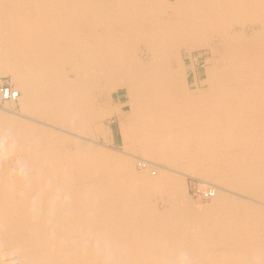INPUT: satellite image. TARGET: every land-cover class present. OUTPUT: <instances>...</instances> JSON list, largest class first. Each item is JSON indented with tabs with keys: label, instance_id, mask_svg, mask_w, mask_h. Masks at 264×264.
<instances>
[{
	"label": "bare ground",
	"instance_id": "1",
	"mask_svg": "<svg viewBox=\"0 0 264 264\" xmlns=\"http://www.w3.org/2000/svg\"><path fill=\"white\" fill-rule=\"evenodd\" d=\"M3 74L4 103L78 135L116 112L96 90L131 108L114 147L3 107L0 264H264V0H0ZM190 174L211 204L187 201Z\"/></svg>",
	"mask_w": 264,
	"mask_h": 264
},
{
	"label": "rangeland",
	"instance_id": "2",
	"mask_svg": "<svg viewBox=\"0 0 264 264\" xmlns=\"http://www.w3.org/2000/svg\"><path fill=\"white\" fill-rule=\"evenodd\" d=\"M187 59V65H188V70H189V78L191 80V83L193 82L194 78V74H193V69L191 68V64H192V61L190 60L189 57H186ZM205 58H206V54L204 55H199L198 57V61H196L195 63V69L197 70V73L199 74V76L201 78H205L206 77V66H207V63L205 62ZM191 62V63H190ZM189 63V64H188ZM205 66V67H204ZM199 67V68H198ZM1 76H7L8 78L11 79V77L9 75H1ZM14 81V80H13ZM97 97L99 96V99H98V102L101 103V105H106V104H109L111 106H114L115 107V110L116 112L114 111L113 113H111V115H107L106 117H104L102 120H99L98 122L102 125V132L100 133H97L96 134H84V133H80V135H78L79 133V130L78 129H74V128H71L70 131L71 132H74V133H71V132H67L65 131L63 128H65V126L60 122L61 119L59 120V122L55 119V114L56 112L54 111H51L52 114L50 115H46V113L44 112H39L38 111H32V112H26V111H22L20 110L21 108V103L20 101H18L17 103H4L2 105H0V111H6V110H3L5 108H3L4 106L6 107H10L11 109L13 110H16V111H19V112H22L25 117H22L20 114H17L18 116H21L23 118V121H26L27 120L28 122H30V124H34V125H38L40 127L41 125V129L37 126H35V132L36 134H41L43 132H46V129H49V133H53L52 135H55L56 137L59 136V133H60V136L63 135L64 133L67 134V135H71V139L73 141H69V143L71 145H78L79 143H83V142H89V143H95L97 144V142L95 141V139H98L99 141L101 142H105V138H108L110 140H114L115 142L111 143V146H114V147H119L121 142H122V130L120 129L121 126H120V111H129L130 108H131V105L129 103V97L127 96V89L122 87L118 90H116L115 88H111L110 91H106V90H96L94 92ZM108 93V94H107ZM107 94V95H106ZM106 97V98H104ZM111 99V100H110ZM112 102V103H111ZM18 104V105H17ZM10 105V106H9ZM14 105V106H12ZM16 106V107H15ZM122 109V110H121ZM53 110V109H51ZM34 114V115H33ZM27 115V117H26ZM32 115V116H31ZM57 116V115H56ZM29 117V118H28ZM32 117V118H31ZM109 117V118H108ZM119 117V118H118ZM36 119V120H35ZM106 121H105V120ZM119 119V120H118ZM26 121V122H27ZM40 121V122H39ZM52 121V122H51ZM35 122V123H33ZM43 122V123H42ZM45 122V123H44ZM107 124V125H106ZM45 125V126H44ZM110 125V126H109ZM44 126V127H43ZM52 126H54L55 129H52ZM59 129H58V128ZM60 127H63L62 129ZM57 128V129H56ZM40 129V130H39ZM54 130V131H53ZM61 130V131H60ZM104 130L106 131H109V133H106ZM56 131V132H55ZM63 131V132H62ZM62 132V133H61ZM76 132H78L76 134ZM106 133V134H104ZM112 134L114 135V139L112 137ZM77 135V137H76ZM87 135V136H86ZM75 136V137H74ZM79 136V137H78ZM82 136V137H81ZM93 136V137H92ZM70 137V136H69ZM85 137V138H84ZM90 137V138H89ZM87 138V139H86ZM42 140H46V138H43L42 137ZM84 140V141H83ZM94 140V141H93ZM22 142L23 143H20V145H22V147L24 149H27L28 147L32 148V145L30 144L31 142L27 141V140H23L22 139ZM28 146H27V145ZM69 144V145H70ZM114 144V145H113ZM0 165L2 166H5V165H11L13 167V165H15L17 162V159H16V155L15 153H12L10 155V153H7L4 148L5 146L3 145V143L1 142L0 143ZM17 146V145H16ZM19 146H17L19 148ZM27 146V147H26ZM23 149V150H24ZM4 150V151H3ZM133 152V151H131ZM136 154H138V156H143V154L141 152H136ZM14 156V157H13ZM12 160V161H11ZM5 162V163H4ZM9 162V163H8ZM11 162V163H10ZM136 162V161H135ZM135 167L138 171H141L142 168H141V165L140 164H136L135 163ZM151 168H154L153 166H150ZM150 168V169H151ZM157 169V168H156ZM157 172H159L157 170ZM157 175V174H156ZM194 178H198V179H201L200 177H198L197 175H188L187 178L185 179L186 180V192H187V201L194 204V205H198L200 207H204L206 205H209L213 202V199L211 198H198L196 195H195V186H196V182L193 180ZM202 180V179H201ZM213 183V182H212ZM211 183V184H212ZM214 184H217V183H213ZM216 186V185H214ZM189 196V197H188ZM157 202L158 203V206L159 208L163 209L164 207H167L168 204L162 200H158ZM163 202V203H162ZM162 205V206H161ZM204 205V206H203ZM12 264H19L18 262V258L15 257L14 258V261Z\"/></svg>",
	"mask_w": 264,
	"mask_h": 264
},
{
	"label": "built area",
	"instance_id": "3",
	"mask_svg": "<svg viewBox=\"0 0 264 264\" xmlns=\"http://www.w3.org/2000/svg\"><path fill=\"white\" fill-rule=\"evenodd\" d=\"M18 97L19 91L15 89L10 78L7 76H0V105L8 100H17ZM193 180L196 182L195 195L198 198H212L215 195L216 187L213 184L198 178H194Z\"/></svg>",
	"mask_w": 264,
	"mask_h": 264
},
{
	"label": "crops",
	"instance_id": "4",
	"mask_svg": "<svg viewBox=\"0 0 264 264\" xmlns=\"http://www.w3.org/2000/svg\"><path fill=\"white\" fill-rule=\"evenodd\" d=\"M112 137H113V139H114V135L112 134Z\"/></svg>",
	"mask_w": 264,
	"mask_h": 264
}]
</instances>
